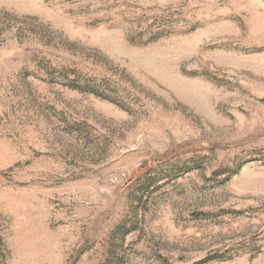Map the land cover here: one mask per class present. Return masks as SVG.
<instances>
[{"label":"rangeland","instance_id":"rangeland-1","mask_svg":"<svg viewBox=\"0 0 264 264\" xmlns=\"http://www.w3.org/2000/svg\"><path fill=\"white\" fill-rule=\"evenodd\" d=\"M0 264H264V0H0Z\"/></svg>","mask_w":264,"mask_h":264}]
</instances>
